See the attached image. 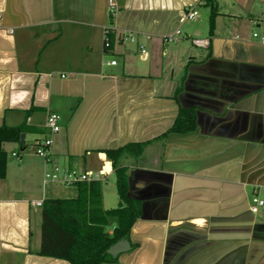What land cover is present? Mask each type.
I'll return each instance as SVG.
<instances>
[{
	"label": "crops",
	"instance_id": "1",
	"mask_svg": "<svg viewBox=\"0 0 264 264\" xmlns=\"http://www.w3.org/2000/svg\"><path fill=\"white\" fill-rule=\"evenodd\" d=\"M118 1L111 22L107 0H0V124L27 128L23 149L3 144L0 264H69L38 254L35 203L75 197L77 187L48 196L43 173L102 170V206L115 208L104 151L130 142H146L119 159L141 213L129 248L101 264H264V206L249 210L253 196L264 200V0H214L211 33L204 0ZM190 6L196 19L182 20ZM108 23L116 31L106 49ZM177 28L182 37L164 43ZM121 30L136 40L119 41ZM194 35L208 47L194 46ZM179 106L195 109L196 129L163 135ZM48 111L60 130L45 163L33 146Z\"/></svg>",
	"mask_w": 264,
	"mask_h": 264
},
{
	"label": "trees",
	"instance_id": "2",
	"mask_svg": "<svg viewBox=\"0 0 264 264\" xmlns=\"http://www.w3.org/2000/svg\"><path fill=\"white\" fill-rule=\"evenodd\" d=\"M204 1L209 6L211 33L217 14L216 3L214 0ZM186 69L187 65L185 72ZM185 72L181 82L184 81ZM180 89L181 83L177 86L175 95ZM196 127L195 109L179 106L172 125L163 135L171 132L185 133L195 130ZM26 131L23 122L15 126L0 124V179L6 176L8 162V154L3 144L15 142L23 149L25 144L20 143V134ZM145 143L130 142L104 151L115 175L117 207L103 208L100 181L77 183V195L72 198L43 199L38 254L63 259L69 264H101L116 260L107 250L120 240H129L131 228L141 213L140 201L130 198L127 194V169L119 164V159L125 152L134 156L140 155Z\"/></svg>",
	"mask_w": 264,
	"mask_h": 264
},
{
	"label": "built area",
	"instance_id": "3",
	"mask_svg": "<svg viewBox=\"0 0 264 264\" xmlns=\"http://www.w3.org/2000/svg\"><path fill=\"white\" fill-rule=\"evenodd\" d=\"M120 10V3L118 0H107V12L109 19L114 21L118 12ZM182 20H195L197 17V12L193 6L187 7L180 12ZM116 31V27L113 23H108L103 26V46L109 49L111 46V33ZM182 37V32L179 28L174 31L167 33L163 36L164 43H173ZM119 41H135L136 33L131 30H121L119 33ZM191 43L196 47L206 48L209 45L208 38L200 36H192ZM140 54L142 57L145 55V49L140 46ZM110 64H115L112 60ZM60 115L53 111H48L46 113L44 127L46 129V134L34 143L33 149L34 153L41 157L45 163H49L52 155V144L54 135L60 130ZM12 156L19 157L18 153H11ZM103 171H82L78 169H62L55 165L51 169L46 170L42 176V183H58L64 186H73L80 182H91L100 181L102 179ZM252 204L249 207L251 213H257L259 208L264 206V200L253 196L251 198ZM36 205H41L42 201H37Z\"/></svg>",
	"mask_w": 264,
	"mask_h": 264
},
{
	"label": "rangeland",
	"instance_id": "4",
	"mask_svg": "<svg viewBox=\"0 0 264 264\" xmlns=\"http://www.w3.org/2000/svg\"><path fill=\"white\" fill-rule=\"evenodd\" d=\"M18 153H21V151L20 150H18ZM115 179V175H113L112 177H111V179H110V181L112 180H114ZM109 181V182H110ZM68 186H64V185H61V184H58V183H51L50 185H49V188L51 189V190H53V192L52 193H50V192H48V196H50V195H58V196H64L65 194H66V191H67V188ZM105 191L107 192V194H111L112 192H113V194H117L116 193V189L114 188V189H111L110 187H105Z\"/></svg>",
	"mask_w": 264,
	"mask_h": 264
},
{
	"label": "water",
	"instance_id": "5",
	"mask_svg": "<svg viewBox=\"0 0 264 264\" xmlns=\"http://www.w3.org/2000/svg\"><path fill=\"white\" fill-rule=\"evenodd\" d=\"M20 143H24V133L20 134ZM129 248V243L127 239L120 240L113 244L108 250L107 253L115 257L118 253L124 251Z\"/></svg>",
	"mask_w": 264,
	"mask_h": 264
}]
</instances>
